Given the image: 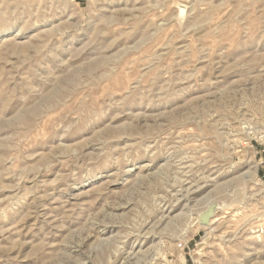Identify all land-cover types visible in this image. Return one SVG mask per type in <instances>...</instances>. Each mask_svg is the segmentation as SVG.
<instances>
[{
  "label": "rangeland",
  "instance_id": "obj_1",
  "mask_svg": "<svg viewBox=\"0 0 264 264\" xmlns=\"http://www.w3.org/2000/svg\"><path fill=\"white\" fill-rule=\"evenodd\" d=\"M0 264H264V0H0Z\"/></svg>",
  "mask_w": 264,
  "mask_h": 264
},
{
  "label": "water",
  "instance_id": "obj_2",
  "mask_svg": "<svg viewBox=\"0 0 264 264\" xmlns=\"http://www.w3.org/2000/svg\"><path fill=\"white\" fill-rule=\"evenodd\" d=\"M215 205H211L206 212H204L200 217V222L202 225H208L210 218L213 216L215 212Z\"/></svg>",
  "mask_w": 264,
  "mask_h": 264
},
{
  "label": "bare ground",
  "instance_id": "obj_3",
  "mask_svg": "<svg viewBox=\"0 0 264 264\" xmlns=\"http://www.w3.org/2000/svg\"><path fill=\"white\" fill-rule=\"evenodd\" d=\"M213 204L215 205V203H213ZM213 204H211V205H213ZM211 205H210V206H211ZM210 206H209V207H210ZM215 206H217V205H215ZM209 207H208V208H209ZM218 207H219V206L215 207V212L217 211ZM208 208H207V209H208ZM207 209H206L205 211H203V212L200 214V216L198 217V224H199V223L201 224V222H200V217H201V215H202L204 212L207 211ZM215 212H214V214H215ZM214 214H213V216L210 218V220H209V224L207 225V226H209V227L212 226V225L214 224V222H215L214 219L216 218V216H214ZM213 217H214V219H213ZM201 225H202V224H201ZM202 226H206V225H202Z\"/></svg>",
  "mask_w": 264,
  "mask_h": 264
}]
</instances>
